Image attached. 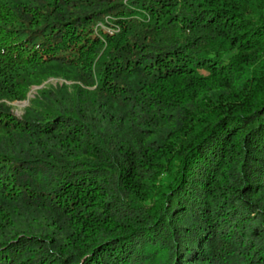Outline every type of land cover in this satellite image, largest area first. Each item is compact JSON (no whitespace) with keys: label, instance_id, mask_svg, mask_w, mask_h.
<instances>
[{"label":"trees","instance_id":"1","mask_svg":"<svg viewBox=\"0 0 264 264\" xmlns=\"http://www.w3.org/2000/svg\"><path fill=\"white\" fill-rule=\"evenodd\" d=\"M0 264H264V0H0Z\"/></svg>","mask_w":264,"mask_h":264},{"label":"rangeland","instance_id":"2","mask_svg":"<svg viewBox=\"0 0 264 264\" xmlns=\"http://www.w3.org/2000/svg\"><path fill=\"white\" fill-rule=\"evenodd\" d=\"M46 82L55 84L56 82H59V80L56 79H48ZM36 86L31 87L30 91L28 92L27 98L31 96V94L35 91ZM27 104V100L18 101L15 100L11 103L12 105V112L13 114L19 115L21 113L22 108Z\"/></svg>","mask_w":264,"mask_h":264}]
</instances>
